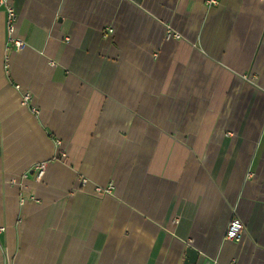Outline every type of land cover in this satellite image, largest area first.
Wrapping results in <instances>:
<instances>
[{
  "label": "crops",
  "instance_id": "1",
  "mask_svg": "<svg viewBox=\"0 0 264 264\" xmlns=\"http://www.w3.org/2000/svg\"><path fill=\"white\" fill-rule=\"evenodd\" d=\"M12 1L0 264H264V0Z\"/></svg>",
  "mask_w": 264,
  "mask_h": 264
},
{
  "label": "built area",
  "instance_id": "2",
  "mask_svg": "<svg viewBox=\"0 0 264 264\" xmlns=\"http://www.w3.org/2000/svg\"><path fill=\"white\" fill-rule=\"evenodd\" d=\"M215 0H211V3H215ZM0 8H2L5 12V28H6V33H7V43L11 44L13 46L14 49L18 50L21 47H23L24 42L22 39H20L19 37H17L15 35V30H16V19H17V15L15 12V8H14V4L12 0H0ZM167 37H175V38H179L180 35L174 31L168 30L166 33ZM30 99V95L28 93H24L22 96V102L25 104L29 101ZM31 110L33 112L37 111V107L36 106H32ZM44 168H45V163L44 162H38L35 163L32 167V170L35 172V176L37 178H40L44 172ZM81 182L84 184L86 182V179L82 178ZM97 192L103 191L100 188L96 189ZM105 191H109L110 187H107L106 189H104ZM2 228H0L1 230ZM243 229V223L241 222V220L239 219L238 216L233 215L225 228V232H224V236L223 238L225 240H237L240 236V233Z\"/></svg>",
  "mask_w": 264,
  "mask_h": 264
}]
</instances>
